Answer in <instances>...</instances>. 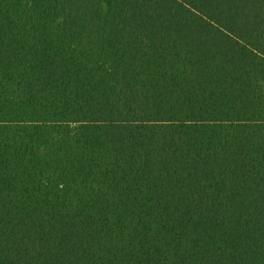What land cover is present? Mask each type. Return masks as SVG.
Returning a JSON list of instances; mask_svg holds the SVG:
<instances>
[{"label":"trees","instance_id":"obj_1","mask_svg":"<svg viewBox=\"0 0 264 264\" xmlns=\"http://www.w3.org/2000/svg\"><path fill=\"white\" fill-rule=\"evenodd\" d=\"M0 264H264V0H0Z\"/></svg>","mask_w":264,"mask_h":264}]
</instances>
